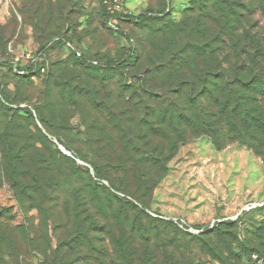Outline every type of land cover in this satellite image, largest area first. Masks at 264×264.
Instances as JSON below:
<instances>
[{
	"label": "trees",
	"instance_id": "1",
	"mask_svg": "<svg viewBox=\"0 0 264 264\" xmlns=\"http://www.w3.org/2000/svg\"><path fill=\"white\" fill-rule=\"evenodd\" d=\"M237 5L232 0H197L187 10L189 18L181 24L165 21L158 28L162 35L150 41V49L144 47V71L129 87L117 82L116 91L108 89L103 75L93 70L81 75L56 69L55 80L48 84L52 87L40 96L43 104L34 108L38 122L48 135H61L58 127L68 129L67 120L57 124L53 119L57 115H48L55 89L64 100L58 109L64 117H70L69 105L81 107L83 114L89 112L84 117L90 119L88 130L94 151L90 160L81 156L78 160L89 161L90 170L96 177L104 178L114 192L91 181L85 199L80 193L83 186L72 182L64 196L60 191L67 181L58 176L61 172L55 164L47 162L42 148L46 146V136L38 131L42 144L39 147L38 141L27 139L21 126L8 123V115L4 117L0 126V179L11 186L24 214L32 209L38 211L42 239L30 242L24 226L12 225L11 209L2 208L0 253L14 258L22 254L21 246L27 252L30 249L46 254L45 264H97V260L104 264H203L191 255L178 261L174 251L166 250V244L175 243L184 232L171 222L151 218L145 212L146 199L168 175L169 162L180 148L197 137L206 136L217 150L232 142L245 144L264 160V47L246 28L240 32L245 13ZM62 9L60 3L55 20L51 13L53 29L61 28ZM168 13L151 9L139 14L116 13L118 24L114 29L107 25L111 15L105 8L104 25L123 41L127 56L123 60L101 63L63 34L51 38L40 51L46 54L55 47L67 48L69 42L74 49H68L80 64L98 70L133 66L141 60L140 49L124 25ZM191 22L198 25L200 32L191 28ZM244 40L252 44L248 47L256 46L260 52L251 53L243 46ZM43 63L47 73V62ZM1 66L14 70L12 61L0 57ZM21 68L28 72L20 74L14 70L15 73L45 74L32 65ZM0 97L4 108L11 107L5 95ZM91 131L99 133L93 135ZM56 139L59 146L72 149L69 141ZM122 190L137 198L134 204L116 195ZM238 222L240 217L219 221L199 235L202 249L209 250L220 264H244L234 249L238 236L228 228ZM170 232L173 238L168 237ZM254 236L243 247L249 249L247 253L260 255L264 253V222ZM52 237L57 239L55 248L50 247ZM245 256L246 253L241 254Z\"/></svg>",
	"mask_w": 264,
	"mask_h": 264
},
{
	"label": "rangeland",
	"instance_id": "2",
	"mask_svg": "<svg viewBox=\"0 0 264 264\" xmlns=\"http://www.w3.org/2000/svg\"><path fill=\"white\" fill-rule=\"evenodd\" d=\"M196 1L122 0L124 11L133 14H139L148 9L153 12L162 10L169 12L159 18H149L140 23L124 25L125 30L135 37L139 45L141 60L137 61L136 65L98 70L95 67L80 64L68 48L59 46L46 53L45 59L49 71L43 75L22 76L9 67H0V94L7 97L11 106L4 108L0 97V126L5 122L4 117L8 115L7 122L21 126L27 139L33 142L38 141L36 143L39 147L42 144L37 138L38 131H42L47 139L46 146L42 145L47 162L50 161L53 166L55 164L59 168L58 173L61 172L58 176L67 181L60 191L64 196L68 193L69 184L72 182L76 186L79 184L83 186L84 189L80 193L85 195V199H87L88 183L91 181L106 185L110 191L113 190L104 178L96 177L95 172L87 166L90 163L86 160H90L94 151L91 149L92 141L88 130L90 119L84 117L89 112L83 114L81 107L69 105L67 111L70 117L69 119L64 117L58 110L64 100L55 89V95L52 97L54 104H49L50 106L47 107L48 115L56 114L57 116L53 119L57 121V124L67 120L68 129L65 130V126L62 129L58 127L61 135H48L38 122L34 108L43 104L44 99H40V96L46 94L52 87L48 84L50 80H55L56 69L75 71L81 75L93 70L103 75L108 89L115 88L114 91H116L117 82L129 87L144 71L142 62L144 47L150 49V41L162 35L158 28L164 26L165 21L168 20L174 24H181L183 20L189 18L187 10L191 9L193 2ZM232 1H236L238 10L245 13L240 32L242 33L246 28L257 41H260L261 47H264V0ZM42 2H44L43 6H41ZM261 2H263V8L260 7ZM47 3L50 7H47ZM60 3L63 5L60 11L62 21L59 27L61 28L56 30L54 27V30L52 23L58 17L56 14ZM105 8H107L105 0H0V57L12 62L20 57L19 64L28 65L29 61L25 54L37 55L41 47L45 46L51 38L63 34L72 38L86 55L98 59L101 63L116 59L123 60L127 57L123 41L121 42L119 37L111 33L104 25ZM51 13L55 14L54 20L51 19ZM191 28L200 32L197 24L194 25L191 22ZM248 35L245 34L244 37L249 40ZM250 40L252 42V39ZM228 41L229 38H226V42ZM242 43L251 50V53L260 52L256 46L248 47L252 45L250 42L244 40ZM98 133L94 131L92 134ZM56 138L71 143L73 149L69 150L71 155L61 150ZM78 156L86 160L81 159L84 162H80ZM169 166L170 173L162 183L167 181L164 188L166 195L169 196L167 203L160 206L154 205V197L158 193V187H155L146 199L147 209H145L151 218L171 222L172 226L184 232L175 243L166 244V250L174 251L179 257L178 261L191 255L196 262L220 264L209 250L202 249V240L199 235L219 221H233L240 217L241 222H238L236 226L228 227L238 236V243L234 245L240 257L238 259H243L244 264H264V253L260 255L247 253L249 249L243 247L246 240L255 238L254 232L258 231L264 222L263 158L253 149L239 142H232L225 149L217 150L206 136H201L183 145L174 159L169 162ZM116 195L122 199L126 198L132 204L137 199L132 193L124 190L118 191ZM80 198L84 199L82 196ZM80 207L83 209V205ZM2 208L11 209L9 215L13 216L12 225L24 226L30 242L41 241L38 211L32 209L28 214H24L11 186L6 180L0 179V210ZM51 233L52 230L49 232L50 236ZM171 236L173 238V232H170L168 237ZM56 243L57 239L52 237L50 247L55 248ZM23 248L19 246L22 254L14 258L4 252L0 253V264H45L48 262L46 254H41L39 251L30 252V249L27 252ZM242 253H246L244 258L241 257ZM48 255H51V251H48ZM95 263L104 264V261L97 260Z\"/></svg>",
	"mask_w": 264,
	"mask_h": 264
},
{
	"label": "built area",
	"instance_id": "3",
	"mask_svg": "<svg viewBox=\"0 0 264 264\" xmlns=\"http://www.w3.org/2000/svg\"><path fill=\"white\" fill-rule=\"evenodd\" d=\"M105 3L107 4L108 12L111 15L107 20V25L109 27L116 29L118 24L116 13L125 12L122 6V0H105ZM66 46L67 48L74 49V47L69 42L66 43ZM78 54L80 55L79 52ZM23 56L24 55H22V57ZM25 56L29 61V64L27 65L28 67L32 65L35 68L39 67L42 73L46 72L47 66L45 63H43L44 61H46L45 59L46 54L43 51H40L37 55H33V54L31 55L28 53L25 54ZM19 58L20 57L16 58V60L13 62V68L15 71L19 72L20 74H24L25 72H28V70L21 68L24 65L19 64Z\"/></svg>",
	"mask_w": 264,
	"mask_h": 264
},
{
	"label": "crops",
	"instance_id": "4",
	"mask_svg": "<svg viewBox=\"0 0 264 264\" xmlns=\"http://www.w3.org/2000/svg\"><path fill=\"white\" fill-rule=\"evenodd\" d=\"M174 159V158H173ZM172 159V160H173ZM170 173V172H169ZM169 173H168V175H169ZM167 175V176H168ZM167 176L164 178V179H166L167 178ZM164 179H163V181H164ZM163 181L160 183V185L158 186V193H156L155 194V197H154V205L155 206H160V204L161 205H164V204H166L167 203V199L169 198V196H167L166 195V192L164 191V188L166 187V185H167V181H166V183L164 182V184H162L163 183ZM158 194V195H157Z\"/></svg>",
	"mask_w": 264,
	"mask_h": 264
},
{
	"label": "water",
	"instance_id": "5",
	"mask_svg": "<svg viewBox=\"0 0 264 264\" xmlns=\"http://www.w3.org/2000/svg\"><path fill=\"white\" fill-rule=\"evenodd\" d=\"M60 148H61V150H62L63 152H65V153L71 155V153H70L68 150H66V148H65L64 146L60 145Z\"/></svg>",
	"mask_w": 264,
	"mask_h": 264
}]
</instances>
